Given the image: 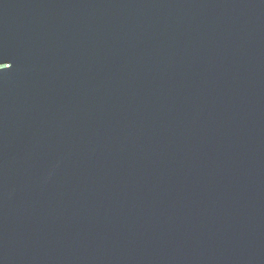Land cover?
<instances>
[{
    "label": "water",
    "instance_id": "1",
    "mask_svg": "<svg viewBox=\"0 0 264 264\" xmlns=\"http://www.w3.org/2000/svg\"><path fill=\"white\" fill-rule=\"evenodd\" d=\"M0 264H264V0H0Z\"/></svg>",
    "mask_w": 264,
    "mask_h": 264
},
{
    "label": "snow or ice",
    "instance_id": "2",
    "mask_svg": "<svg viewBox=\"0 0 264 264\" xmlns=\"http://www.w3.org/2000/svg\"><path fill=\"white\" fill-rule=\"evenodd\" d=\"M11 66V65H10ZM9 65H5L4 63H0V67H2L3 69H5V68H8V67H10Z\"/></svg>",
    "mask_w": 264,
    "mask_h": 264
}]
</instances>
